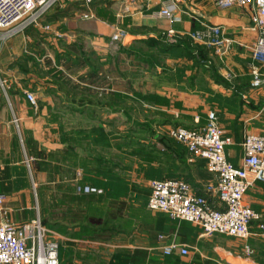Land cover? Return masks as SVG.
Here are the masks:
<instances>
[{
	"label": "crops",
	"instance_id": "obj_1",
	"mask_svg": "<svg viewBox=\"0 0 264 264\" xmlns=\"http://www.w3.org/2000/svg\"><path fill=\"white\" fill-rule=\"evenodd\" d=\"M168 7L173 21L159 15ZM250 16L214 0H61L42 20L48 32L0 37V224L38 220L58 243L59 264H264V181L244 196L260 218L246 240L147 208L149 182L162 179L218 203L204 192L213 178L205 161L170 127L201 129L214 111L234 166L244 136L264 132V83L251 85L264 65L252 59ZM214 26L229 41L218 52L190 38ZM47 44L69 62L51 67ZM56 69L86 83L68 87L50 76ZM26 92L41 98L37 107ZM85 186L100 193L78 190ZM172 241L189 255L162 256L158 247Z\"/></svg>",
	"mask_w": 264,
	"mask_h": 264
},
{
	"label": "built area",
	"instance_id": "obj_2",
	"mask_svg": "<svg viewBox=\"0 0 264 264\" xmlns=\"http://www.w3.org/2000/svg\"><path fill=\"white\" fill-rule=\"evenodd\" d=\"M60 1L0 0L1 34L10 38L29 28L42 27L49 30L48 24L42 25V20ZM84 1L91 4L95 0ZM214 3L219 9L250 8L252 27L257 32L251 46L252 59L264 65V0H214ZM159 15L169 21L174 20L171 7L161 10ZM88 16L85 14L84 18ZM220 30L214 26L205 31L193 32L190 38L215 46L218 52L222 44L225 47L229 45L228 40L220 39ZM121 35L122 33H116L112 39L118 40ZM210 63L208 61L206 65ZM252 75V87L259 88L264 83L263 76L257 69L252 71ZM25 97L32 106H36L32 92H26ZM168 135L184 146L190 155L205 161L213 178L204 185V192L216 198L218 203L213 205L210 198L197 195L182 179H162L149 182L147 208L162 212L171 220L198 226L206 235L219 234L241 240L248 239L254 222H258L260 218L245 202L244 196L255 182L264 181V132L244 136L241 166H234L226 158L225 147L231 140L224 136L214 111L207 112V122L201 129L172 126L168 129ZM78 190L84 193H100L89 186ZM3 201L4 196L0 195V205ZM257 228L260 230L259 235L264 238V224L258 223ZM50 234L38 220L22 225L1 223L0 264H59V246ZM161 239L163 236H159V240ZM158 249L164 257H186L190 252L188 246L176 241L160 245ZM246 250L248 251V247Z\"/></svg>",
	"mask_w": 264,
	"mask_h": 264
},
{
	"label": "rangeland",
	"instance_id": "obj_3",
	"mask_svg": "<svg viewBox=\"0 0 264 264\" xmlns=\"http://www.w3.org/2000/svg\"><path fill=\"white\" fill-rule=\"evenodd\" d=\"M33 29V28H32ZM38 30H41V29H38ZM43 30V29H42ZM50 30V29H49ZM46 30H44L43 32H45ZM43 32L42 33H40L41 35L43 34ZM47 32H48V30H47ZM0 37H1V39H3L4 37H3V35H0ZM60 45H62V43H60ZM59 46V45H58ZM66 52H69L68 50L66 51ZM47 55V57H46V59H44V61L46 62L47 60L48 61H50V64H51V67H57V66H60V62L62 61V63L64 64L65 62H69V55H68V53L66 54V53H61V52H59V51H57V50H55V49H53V47H50L48 44H47V53H46ZM56 71H58L57 73L55 72V71H52V74L55 72V75L53 74V75H50L52 78L53 77H56L57 75H59V70L58 69H56ZM62 75H63V78H64V80H66V82L67 83H63L64 85L66 84V86L67 85H69V84H71V82H73V83H77V82H79V83H83V81L81 80V79H78V78H76L75 76H72L70 73H69V71H66V70H64V71H62L61 70V72H60ZM66 94H67V91H64ZM34 94V96H35V99H36V106L35 107H37L38 105H39V100L41 99L40 97H37L36 95H35V93H33ZM68 98H67V104H68ZM260 221V220H259ZM247 251V250H246ZM248 252V251H247Z\"/></svg>",
	"mask_w": 264,
	"mask_h": 264
},
{
	"label": "trees",
	"instance_id": "obj_4",
	"mask_svg": "<svg viewBox=\"0 0 264 264\" xmlns=\"http://www.w3.org/2000/svg\"><path fill=\"white\" fill-rule=\"evenodd\" d=\"M29 29H32V28H29ZM34 29V28H33ZM28 30V29H27ZM49 64H50V61H47ZM68 64V63H67ZM66 66V65H65ZM54 75H55V72L53 73ZM52 73H51V75H53ZM55 78V77H54ZM56 78L57 79H60V81H62V83H67L66 82V80H64V78H63V75L61 74H59V75H57L56 76ZM83 82H85L86 83V78H85V76H83V77H81L80 78ZM66 85V84H65ZM68 87H69V85H67ZM171 257H174V256H171Z\"/></svg>",
	"mask_w": 264,
	"mask_h": 264
}]
</instances>
